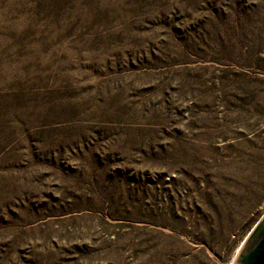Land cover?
I'll return each instance as SVG.
<instances>
[{"label": "rangeland", "instance_id": "obj_1", "mask_svg": "<svg viewBox=\"0 0 264 264\" xmlns=\"http://www.w3.org/2000/svg\"><path fill=\"white\" fill-rule=\"evenodd\" d=\"M264 217V0H0V264H234Z\"/></svg>", "mask_w": 264, "mask_h": 264}, {"label": "water", "instance_id": "obj_2", "mask_svg": "<svg viewBox=\"0 0 264 264\" xmlns=\"http://www.w3.org/2000/svg\"><path fill=\"white\" fill-rule=\"evenodd\" d=\"M234 264H264V217L241 246Z\"/></svg>", "mask_w": 264, "mask_h": 264}]
</instances>
